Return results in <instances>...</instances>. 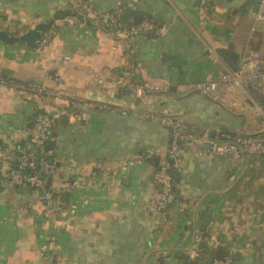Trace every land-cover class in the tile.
Masks as SVG:
<instances>
[{
	"label": "crops",
	"instance_id": "obj_1",
	"mask_svg": "<svg viewBox=\"0 0 264 264\" xmlns=\"http://www.w3.org/2000/svg\"><path fill=\"white\" fill-rule=\"evenodd\" d=\"M260 1L0 0V26L11 35L49 25L45 46L0 42V148L20 144L38 113L58 114L52 134L59 140L54 148L59 166L88 176L101 162L109 171L66 195L62 203L75 209L51 223L41 217L36 192L0 183V264H53L46 247L51 234L67 264H199L218 248L232 264H264L261 155L231 164L187 152L174 168L178 205L161 215L146 212L154 189L153 154L170 144L168 129L150 114L177 118L198 132L215 127L258 132V99L248 89L227 95L220 90L213 95L220 105L190 86L225 71L217 49L231 45L239 58L255 50L264 59ZM72 2L80 8L73 9ZM79 9L141 15L155 21L161 33L131 42L83 14V26L67 24L64 19ZM164 55L180 56L182 62L173 67ZM125 76L169 90L137 99L115 87ZM10 82L41 86L58 96L16 90ZM231 100L240 109L231 108ZM83 101L111 109L91 110ZM62 115L66 121L59 119ZM139 147L144 149L137 154ZM135 155L146 157V164L132 172L120 170ZM51 183L59 186L62 180L56 175ZM202 232L207 235L204 251L197 250Z\"/></svg>",
	"mask_w": 264,
	"mask_h": 264
},
{
	"label": "built area",
	"instance_id": "obj_2",
	"mask_svg": "<svg viewBox=\"0 0 264 264\" xmlns=\"http://www.w3.org/2000/svg\"><path fill=\"white\" fill-rule=\"evenodd\" d=\"M76 7L79 6L76 2H72V8ZM120 13L119 10L85 9L81 11L79 9L77 14L68 16L64 21L69 25L83 26L84 20L80 18V14H83L87 20L100 29L131 42L148 34L159 35L161 33L159 27L146 20L136 24L122 23L118 18ZM257 19L264 21V0L259 3ZM48 40L49 36L44 35L40 45H47ZM8 85L16 90L31 92L37 96H58L54 90L33 84L10 82ZM115 87L128 92L137 99H144L148 94L166 93L169 90L168 86L149 81L135 82L130 76L122 78ZM190 89L194 93L220 102V105L222 101L217 100L219 96L213 95L222 89L226 95L245 89L254 92L258 96V102H256L258 132L246 133L220 127L198 132L193 126L177 118L150 114L148 116L150 120L168 129L170 141L169 147L164 152L156 151L153 154L158 157L159 161L152 173L154 189L146 205V212L150 215L163 214L174 202L171 171L187 152L198 151L212 158L224 159L231 164H238L252 154L264 157V59L258 51L249 50L245 53L235 72L226 67L219 78L192 84ZM81 105L97 111L111 109V106L97 102L83 101ZM229 106L240 109L235 100H231ZM119 112L122 116H126V111L120 110ZM75 116L80 118L78 113ZM58 117V114L38 113L26 132L23 146L0 148V183L28 188L36 192V201L42 205L41 217L46 223L54 222L75 209L74 204H63L60 200L61 196L71 194L77 188L98 181L100 176L109 175V171L101 162L95 165L93 172L88 176L74 169L56 166L54 148L59 140L51 132ZM46 142L53 143L54 147L47 149ZM145 158L143 155H135L123 161L119 168L127 172L135 171L146 164ZM56 175L62 180L59 186L51 183L53 176ZM56 239L55 234H51L48 245H46L47 249L52 252L53 264H67L66 258L57 250ZM211 264H232V258L228 255L220 259H212Z\"/></svg>",
	"mask_w": 264,
	"mask_h": 264
},
{
	"label": "water",
	"instance_id": "obj_3",
	"mask_svg": "<svg viewBox=\"0 0 264 264\" xmlns=\"http://www.w3.org/2000/svg\"><path fill=\"white\" fill-rule=\"evenodd\" d=\"M118 18L122 23H135L136 24L143 20V16L133 15L130 12H121ZM48 29H49V25L44 24V23H39V24H36L33 28L28 29L27 31H25L24 33L20 35H11L9 32H7L5 29H2L0 26V42L7 44V45L19 43V44H24L26 46L32 47V46L39 44L42 41L43 33L46 32ZM216 52L218 54V57L220 58V61L228 69L235 72L239 68L241 58H239L236 54L233 53L231 45H229L228 48L217 49ZM163 58L164 60H168L173 67H178L180 62H182V59L180 58V56L164 55ZM250 92L258 99V96L254 92L252 91ZM59 119L66 121L67 117L62 115L60 116ZM45 147L47 149H52L54 145L51 142H46ZM143 149H144L143 147L141 148L139 147L135 150V153L138 154L141 151H143ZM158 161H159L158 157H153L152 165L156 167L158 164ZM56 166L59 167V163H57ZM152 180H153V177L151 176L150 181L152 182ZM19 191L26 192V191H29V189L19 187ZM65 197L66 195L61 196L60 200L61 201L64 200Z\"/></svg>",
	"mask_w": 264,
	"mask_h": 264
},
{
	"label": "trees",
	"instance_id": "obj_4",
	"mask_svg": "<svg viewBox=\"0 0 264 264\" xmlns=\"http://www.w3.org/2000/svg\"><path fill=\"white\" fill-rule=\"evenodd\" d=\"M79 15V14H78ZM146 21H149L151 22L152 24H154L155 26L158 27V24L155 22V21H152L150 19H145ZM132 79L135 81V82H139L135 77H132ZM125 92V91H124ZM125 93H128V92H125ZM57 123V121H56ZM53 129V128H52ZM227 130V129H226ZM52 133V132H51ZM53 135V134H52ZM24 144V141H22L20 144H18L19 146H23ZM156 169V167H153V171ZM172 172V182H173V193H174V196H175V200L174 202H172V204L169 205L168 209L170 207H174L175 205H178V202L180 200H178V197L175 193V171L174 169L171 171ZM161 215V214H160ZM207 237L206 234H203L202 232V238L203 240L199 243V246H198V249L197 250H200V251H204L206 248H207V243L205 242V238ZM225 256H228V254L222 249V248H218V249H215L213 250L210 255H209V258H207V261H203L202 263H199V264H211V260L212 259H220V258H223ZM183 260L184 261H187V259L185 257H183ZM188 264H198V263H194V262H188Z\"/></svg>",
	"mask_w": 264,
	"mask_h": 264
}]
</instances>
